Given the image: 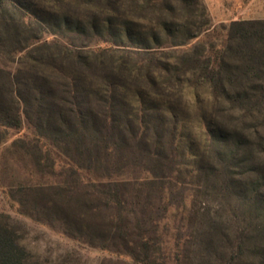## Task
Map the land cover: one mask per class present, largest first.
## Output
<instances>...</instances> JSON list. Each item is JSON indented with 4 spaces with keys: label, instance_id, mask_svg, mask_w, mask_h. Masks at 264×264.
Returning <instances> with one entry per match:
<instances>
[{
    "label": "trees",
    "instance_id": "trees-1",
    "mask_svg": "<svg viewBox=\"0 0 264 264\" xmlns=\"http://www.w3.org/2000/svg\"><path fill=\"white\" fill-rule=\"evenodd\" d=\"M58 1L66 0L53 8ZM85 1V17L61 16L64 32L47 31L39 14L15 17L22 6L0 1V55L19 58L16 70L0 67V126L34 130L40 173L12 196L44 210L57 232L132 264H181L194 243L182 228L185 198L174 202L172 187L224 167V134L211 128L204 100L254 103L264 119V20L231 21L217 46L202 0ZM204 35L208 44H193ZM184 90L193 115L172 99ZM211 153L217 167L207 164ZM59 159L61 178L49 182ZM138 168L149 178L119 177ZM9 219L0 214V264H39L2 222Z\"/></svg>",
    "mask_w": 264,
    "mask_h": 264
},
{
    "label": "rangeland",
    "instance_id": "rangeland-1",
    "mask_svg": "<svg viewBox=\"0 0 264 264\" xmlns=\"http://www.w3.org/2000/svg\"><path fill=\"white\" fill-rule=\"evenodd\" d=\"M0 1L6 6L17 4L24 7L17 10L15 17L28 12L33 15L39 14L40 23L49 32L56 28L64 32L61 27L63 14L70 17H75V14L85 17L81 7L82 4H86L85 0L58 1L54 8L52 7L54 0ZM202 1L210 20L212 40L217 46L222 43L226 27L231 21L264 20V0ZM44 7L52 8L57 14H52V11L47 14L38 13ZM65 35L71 37L73 33L65 32ZM209 39L204 35L193 44H208ZM74 43L79 44L76 41ZM157 51L160 53L164 49ZM8 58L0 55V67L16 70L18 56L14 60H9L13 62L6 61ZM172 99L184 106L185 113L194 114L197 106L193 104L192 90H184ZM206 100L201 105L214 124L211 128L224 134L222 146L226 153L220 158L224 167L219 177L203 175L188 180L190 183L183 188L179 185L172 187L174 202L185 198L188 216H185V221L181 223L184 225L182 227L184 231L192 233L191 241L194 243L190 253L184 251L181 254L179 263L235 264L239 255L238 246L244 244L250 247L248 249L244 247L238 264H260L258 262L264 260V119L260 115L262 111L259 113V108L254 103L246 104L220 98L216 104L209 106V100ZM33 131L24 122L18 129H4L0 126V214L9 216V220L2 222L16 234L18 244L39 264H132L127 257L119 258L112 251L97 247V242H94V246H89L78 241L80 240L78 237L73 240L57 232L60 229L59 223L51 222L44 210L37 215L35 209L19 205L17 194L14 193V197L12 196L17 187H27L33 180L39 179L40 173L35 165L38 155L34 154ZM44 145L49 146L47 142ZM210 156L206 158L207 164L217 167V160L213 158L214 153ZM60 160L56 161V166L50 171H54V174L45 176L49 182L60 180L59 171L62 170ZM141 163L147 165L143 161ZM140 169L125 170L119 177L149 178L148 174ZM166 188L167 184L165 190ZM39 199L43 202L48 201V193H42ZM21 210L27 211L30 216L22 214ZM188 219L191 220L190 224ZM179 220L178 217L176 222ZM172 225L173 223H170L169 229H172ZM241 232L245 233L241 236ZM111 245L113 246V243ZM232 252L236 253L233 261L230 260Z\"/></svg>",
    "mask_w": 264,
    "mask_h": 264
}]
</instances>
